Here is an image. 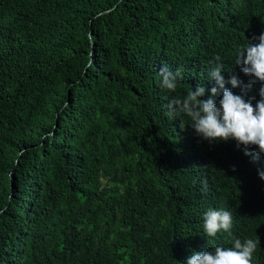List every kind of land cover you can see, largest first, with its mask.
Returning a JSON list of instances; mask_svg holds the SVG:
<instances>
[{"label":"trees","instance_id":"1","mask_svg":"<svg viewBox=\"0 0 264 264\" xmlns=\"http://www.w3.org/2000/svg\"><path fill=\"white\" fill-rule=\"evenodd\" d=\"M261 32L264 0H0V264H186L246 238L264 264V154L168 109L209 98L217 64L247 83L235 57ZM209 208L231 235H206Z\"/></svg>","mask_w":264,"mask_h":264},{"label":"clouds","instance_id":"2","mask_svg":"<svg viewBox=\"0 0 264 264\" xmlns=\"http://www.w3.org/2000/svg\"><path fill=\"white\" fill-rule=\"evenodd\" d=\"M251 43L241 47L235 57V64L241 66V71L251 77L244 83L236 75L225 80L221 74L222 64H217L209 73V80L214 81L210 96H205L206 86L196 85L195 90L189 91L182 98H173L168 104L169 115L190 118L191 127L195 134L210 144L214 142L235 140L237 146L244 145V154L256 163L259 154H264V32L254 35ZM258 41V42H254ZM219 61L220 57L217 56ZM161 86L170 92L177 89V76L166 66L160 70ZM260 82L259 97L246 98L236 94L226 87H241L242 92L250 91L254 84ZM222 90L221 98L215 97ZM255 100V104L253 101ZM256 146L255 151H249ZM235 170V166H233ZM260 179L264 180V170L257 169ZM233 216L230 211L209 208L203 214V229L207 236L215 237L224 232L231 235ZM259 245V239H235L231 247L216 246L214 251H193L186 259V264H253V254Z\"/></svg>","mask_w":264,"mask_h":264}]
</instances>
